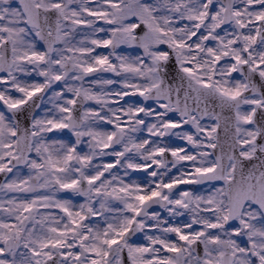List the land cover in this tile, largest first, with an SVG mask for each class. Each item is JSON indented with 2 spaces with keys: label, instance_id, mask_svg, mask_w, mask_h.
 Here are the masks:
<instances>
[{
  "label": "snow or ice",
  "instance_id": "1",
  "mask_svg": "<svg viewBox=\"0 0 264 264\" xmlns=\"http://www.w3.org/2000/svg\"><path fill=\"white\" fill-rule=\"evenodd\" d=\"M0 264H264V0H0Z\"/></svg>",
  "mask_w": 264,
  "mask_h": 264
}]
</instances>
